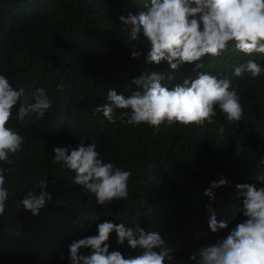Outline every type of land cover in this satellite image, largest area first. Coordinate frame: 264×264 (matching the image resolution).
I'll list each match as a JSON object with an SVG mask.
<instances>
[{"label": "trees", "instance_id": "obj_1", "mask_svg": "<svg viewBox=\"0 0 264 264\" xmlns=\"http://www.w3.org/2000/svg\"><path fill=\"white\" fill-rule=\"evenodd\" d=\"M150 4L151 0H0V74L15 89H24L20 104L34 103L32 94L38 88L46 89L52 101V110L42 119L30 113L24 121H11L24 143L22 151L9 157L14 165L6 173L9 198L0 217V264H70L68 245L96 235L104 220L158 232L167 247L176 249V260L187 262L192 251L224 238L245 219L236 185L264 186L258 179L264 174V75L253 78L244 72L237 77L234 70L248 60L264 69V54L248 56L230 45L220 57H204L201 69L182 64L173 70L167 61L149 64L143 34L131 41L130 29L119 17L146 11ZM134 51L142 55L132 58ZM151 72L163 74L161 83L170 89L200 73L228 78L230 90L241 98L244 118L229 122L217 107L212 124L165 123L156 132L146 124L132 126L119 119L110 123L94 111L108 103L109 89L127 96L129 82ZM18 109L19 105L14 114ZM82 137L96 144L105 162L131 172L126 201L105 207L93 196L88 203L91 194L74 184L76 174L52 162L55 147H78ZM221 175L230 184L213 189V200L204 193ZM42 179L49 181L52 199L34 216L18 202L29 190L38 192ZM209 209L228 224L227 229L211 231ZM116 241L113 232L110 251L126 258L139 254Z\"/></svg>", "mask_w": 264, "mask_h": 264}, {"label": "clouds", "instance_id": "obj_2", "mask_svg": "<svg viewBox=\"0 0 264 264\" xmlns=\"http://www.w3.org/2000/svg\"><path fill=\"white\" fill-rule=\"evenodd\" d=\"M119 19L130 29L131 41H138L143 34L149 49L147 63L159 65L167 61L173 70L182 64L204 68V57H220L230 45L248 56L264 54V0H151L146 11L130 12ZM141 55L139 51L132 52V58ZM244 72L251 73L253 78L264 75V69L253 60L236 67L234 75L240 77ZM164 79V75L157 72L142 73L129 82L126 89L129 95L109 89L108 103L97 106L94 111L102 113L110 123L119 119L132 126L146 124L156 132L165 123L183 126L212 124L217 107L229 122L239 123L244 118L241 98L235 89L230 90L228 78L200 73L198 78L185 80L171 89L162 85ZM32 95L34 103L20 104L24 89H15L9 79L0 74V217L5 213L9 198L5 187L6 173L14 165V160L9 157L22 151L24 143V138L10 126L11 121H24L30 113L42 119L52 110L46 89L38 88ZM117 109L124 111L116 116ZM219 132L224 133L223 127ZM86 141L87 138L82 137L78 147H55L52 162L76 174L74 184L91 194L88 203L93 196L97 204L105 207L114 201H126L131 172L105 162L100 158L96 144ZM258 179L264 181V174ZM229 184L230 181L221 175L204 194L214 200L213 189ZM48 187V180H40L39 191L29 190L18 202V207L34 216L39 215L52 199ZM236 188L245 219L224 238L192 251L187 262L176 260V249L167 247L158 232H146L137 225L126 227L122 223L104 220L97 225L96 235L74 240L68 245L70 264H264V186L249 182L237 184ZM209 210L212 212L209 219L211 231L216 233L227 229L228 224L218 221L214 210ZM113 232L119 245L126 243L139 254L126 258L120 251H110ZM82 249L90 250L89 254H84Z\"/></svg>", "mask_w": 264, "mask_h": 264}]
</instances>
